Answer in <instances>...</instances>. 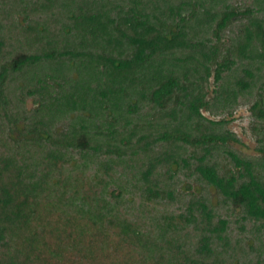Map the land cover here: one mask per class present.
Here are the masks:
<instances>
[{
  "label": "trees",
  "instance_id": "1",
  "mask_svg": "<svg viewBox=\"0 0 264 264\" xmlns=\"http://www.w3.org/2000/svg\"><path fill=\"white\" fill-rule=\"evenodd\" d=\"M250 1L0 0V264H264Z\"/></svg>",
  "mask_w": 264,
  "mask_h": 264
},
{
  "label": "rangeland",
  "instance_id": "2",
  "mask_svg": "<svg viewBox=\"0 0 264 264\" xmlns=\"http://www.w3.org/2000/svg\"><path fill=\"white\" fill-rule=\"evenodd\" d=\"M232 2L236 5H240L243 8L251 5L250 0H232ZM248 104L249 103H240V105L235 107L232 115L229 117L230 121L227 125V128L232 131L239 140V142L236 143L231 142L230 146L245 155L254 156L256 155L254 150L255 141L254 135L250 130V125L252 124L253 118L251 116V112L249 111ZM28 106L31 107L30 102L28 103ZM205 115H207V113H205ZM218 118L219 117H215V119ZM225 118L228 117L225 116ZM192 184L193 183L187 184V182H184L182 184V191H187L186 186H190ZM213 201L215 200L213 199Z\"/></svg>",
  "mask_w": 264,
  "mask_h": 264
}]
</instances>
